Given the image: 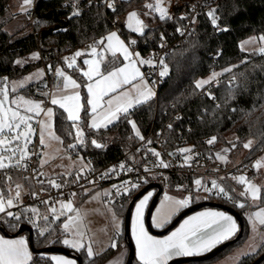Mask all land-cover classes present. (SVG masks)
I'll use <instances>...</instances> for the list:
<instances>
[{
    "label": "trees",
    "instance_id": "1",
    "mask_svg": "<svg viewBox=\"0 0 264 264\" xmlns=\"http://www.w3.org/2000/svg\"><path fill=\"white\" fill-rule=\"evenodd\" d=\"M68 1L33 0L28 33L14 36L5 31L9 20L8 0H0V79H16L37 66H43L48 74L54 68L61 67L70 71L79 81L85 104L84 80L77 67L68 70L63 66L66 54L88 44H97L107 33L118 30L121 38L131 44L140 57L147 59L148 53L156 50L162 39L169 37L170 31L176 30V21L168 18L162 21L157 16L146 14L145 4L148 0H114L111 7L106 6L103 0H81L86 8L81 13H72L66 5ZM186 7L187 4L173 10L175 20L178 21ZM130 11L143 17L144 31L141 34H135L124 27L116 28L114 25L117 17ZM212 12L216 17L215 24L207 13L198 15L188 37L173 46L165 57L164 70L167 73L162 76L156 97L153 96L127 114H122L104 128H87L88 113L83 108L81 119L77 123L83 128V137L76 150L87 159L90 170H98L121 157L138 142L139 138L131 123L135 124L141 135H145L150 129L154 135L159 134L164 139L165 150L171 152L188 148L191 153L199 156L215 157V152L226 150L232 158L248 141H252L253 145L243 159L250 162L264 148V55L260 56L258 51L243 52L239 49V43L248 37L264 39V0H215ZM56 28L65 29L58 31ZM31 53L39 55L36 62L21 67L14 64L16 58ZM120 62L118 58L106 56L102 72H107ZM80 64L81 59L79 66ZM149 68L142 65L143 72ZM219 70L224 71L216 84L197 87V80ZM42 85L39 81L34 82L19 89L17 93L44 100L45 87ZM53 127L63 144L74 143L75 127L61 108L53 107ZM209 137H215L211 144L205 141ZM93 140L101 147H95ZM142 157V152L135 151L127 156V160L136 158L143 164ZM74 177V174H70L61 181ZM10 178L0 175V186L4 191L9 185L16 183L30 188V182L20 175L13 174ZM149 184L151 183H141L137 192ZM236 186L241 189L240 184ZM229 191L233 193L230 187ZM235 199L236 203L206 199L233 208L240 214L243 222L241 238L213 260L242 242L246 236V222L242 214L248 205L244 199L237 196ZM128 204L129 201H126L112 206L122 217L123 236ZM257 206L264 208V185L260 188ZM28 212L20 210L14 211L13 216L5 214L0 219V230L6 234L15 233L19 225L28 224L25 218ZM14 216H19L20 219L17 220ZM36 227L38 230L33 232L30 241V246L34 249L65 247L62 244L65 233L60 220L51 217L39 219ZM41 230H44L43 236L40 235ZM124 240L126 241L125 236ZM71 251L81 258V264H102L112 254L111 248L93 258H87L82 252ZM262 253L264 242L259 244L255 252L241 257L236 264H251ZM45 262L50 263L48 256L34 253L30 264ZM191 263L193 262H189ZM259 264H264V260Z\"/></svg>",
    "mask_w": 264,
    "mask_h": 264
},
{
    "label": "snow or ice",
    "instance_id": "2",
    "mask_svg": "<svg viewBox=\"0 0 264 264\" xmlns=\"http://www.w3.org/2000/svg\"><path fill=\"white\" fill-rule=\"evenodd\" d=\"M31 3V0H23V5H28ZM163 0H155V3H148L145 5L146 8L151 11L159 13L160 20H165L170 18L167 16V10L162 7ZM111 7V5H109ZM212 17V21L215 24L216 17L213 12L208 14ZM129 27L132 31L142 32L143 26L142 22L137 19V13L132 12L128 16ZM109 42V50L111 54L115 57L117 51H119L126 61L129 63L125 64L124 67L115 68L112 71L107 72L106 74L101 71L99 63H95L90 60H85L84 63L89 65V70L84 71L82 74L89 81H93V78L99 76L100 79H96L93 82L87 84V104L91 108L90 114H97L98 108H104V103H102L103 98L108 96L109 93L116 92L119 88H122L124 85L131 84L134 80L140 77L139 68L136 66L137 61L131 60V54L128 52V49L124 44L119 40L116 33H111L107 38ZM115 41V46L112 42ZM102 43V42H101ZM95 48L93 52L95 53ZM82 53L77 52L75 56H80ZM97 56L102 60V54L97 53ZM74 62L75 57L68 58ZM66 60V62H68ZM140 64L151 63V61H138ZM68 67L72 68L73 64L68 63ZM165 71L160 73L161 76L165 75ZM57 76H62L63 73L60 69L56 70ZM215 75V74H214ZM80 88L81 85L78 84L74 79H69L64 77L63 88L68 89ZM197 87H201V84H197ZM151 98V92L147 90L137 92V97L135 101L129 96L128 93H121L119 96L112 97L106 101L107 110L103 113L102 120L105 122V126L113 122L114 119L119 118V114H127L130 107L133 106V103L140 104L146 102ZM22 103L25 106V112L34 113V115L39 116L41 112H44V115L47 117L53 116L52 109L44 110L41 108L39 103H34L32 101L23 100L20 98ZM80 94H65L56 98H52L51 103L53 105H59L64 112L67 113V119L73 122V127H76V122L80 120ZM8 104L18 105V101L15 99H9V93L7 88H0V170H3L8 167H20L21 161L25 160L27 157V147L31 143V136L34 133V129L29 121L32 119L31 115H23L20 111L14 110L13 108L6 107ZM113 105L115 109L113 110ZM131 123V122H130ZM40 124V143L44 144V135L50 128V123L46 121H39ZM92 128L99 127L97 123L96 116H93L92 123L90 125ZM133 129H135V124H132ZM77 137L82 138L83 132L77 127L76 128ZM139 136V132L136 133ZM55 139V136L51 137ZM142 139V137H141ZM213 140L208 141V143H213ZM95 147H101L100 144L96 143L95 140L92 142ZM22 144V147H21ZM7 145V146H6ZM14 145V146H13ZM71 147V146H70ZM249 147V145H245ZM182 152H190V149H182ZM10 153V155H6ZM17 153H19L18 159H16L15 164L5 163V160L11 162L16 158ZM156 156H159V153H153ZM163 167H168L167 164H164L161 161ZM259 166V162L257 164ZM123 168V165H121ZM9 179H11L9 177ZM239 183L244 184L245 178L240 177L238 180ZM198 186L201 185V181L197 180L195 182ZM52 187L60 188L61 185L57 184L55 181H51ZM213 188L218 187L215 181L212 182ZM133 188L137 185L133 184ZM20 185L16 186L15 197L9 195L4 197L0 194V213L5 212L6 208H11L15 201L19 199L20 196ZM251 190L253 199L257 198L258 190L253 185H248L246 192ZM117 191L120 189L117 187ZM127 191V190H126ZM221 193L224 192L222 188L219 189ZM244 193H242L243 195ZM72 195H75L73 193ZM103 195L108 196L109 193L105 192ZM151 194L146 195L143 199L136 204V211L133 216V239L136 242V256L139 260V264H168V262L177 256H190L198 255L202 252L209 251L211 248L215 247L217 244L222 243L232 237L236 231L235 222L230 216H226L220 212H205L201 213L198 217H192L190 220H186L179 229L172 232L171 235L165 237L164 239H157L149 235V233L144 229L143 226V209L145 208L147 201L150 199ZM166 200H171L169 197H165ZM47 203V201H45ZM172 204L178 207H184L188 204L187 199L182 200H172ZM243 207V205H240ZM61 208L67 212H72V204L69 201L68 203H61ZM35 212V209H32ZM55 212V209H52ZM8 216H13L11 212L6 213ZM170 215V213H168ZM260 225H264V211L257 212L255 214ZM15 219L19 220V216H14ZM73 223L72 218L69 219V223L64 224L65 231H68L70 225ZM164 223H167V220L163 222H157V219L154 218V226L162 227ZM79 225L76 228V234L82 235L79 232ZM40 235H44V230H41ZM65 245L75 247L79 249L82 245L79 241H70L65 239L63 241ZM115 247V244L112 245ZM89 257L93 256L91 248L88 249ZM31 259V255L28 251V245L23 239L18 240H4L0 239V264H28ZM52 260L55 264H72L71 261L65 260L63 258L52 257Z\"/></svg>",
    "mask_w": 264,
    "mask_h": 264
},
{
    "label": "built area",
    "instance_id": "3",
    "mask_svg": "<svg viewBox=\"0 0 264 264\" xmlns=\"http://www.w3.org/2000/svg\"><path fill=\"white\" fill-rule=\"evenodd\" d=\"M103 2L109 7V5L112 6L114 0H103ZM214 3L215 0H194L187 8L183 9L178 21L172 17L171 20L176 21V30L170 31L169 37L163 38L158 48L148 53L147 59L151 61V65L144 72V77L151 86L154 97L157 96L162 81L160 73L165 68V57L173 46L188 37L198 15L212 12ZM66 5L72 13H81L86 9L81 4V0H69ZM114 25L116 28L123 27L124 18L122 16L117 17ZM64 29L56 28L55 30L63 31ZM258 54L264 55V49L259 50ZM217 81H213V83L216 84ZM141 137L121 157L98 170L89 169L81 175H75L73 179L57 183L61 185L60 188L44 187L46 180L38 164L40 148L34 141L26 150V159L20 162L22 166L0 170L1 176L10 177L17 174L30 182V188L19 189V199L14 202L11 208H6L5 212L0 213V219L10 211H29L30 208H42L47 211L57 210L61 203L82 198L86 193L95 189H103L109 193L108 196L102 195V201L105 205H121L133 198L141 183L157 184L161 189V194L165 191H183L189 197L187 206L192 205L193 199L201 194L205 195L206 198L236 203V196L243 199L236 184H240L241 188H246L256 177L257 172L252 163L235 162L230 158L228 152H215V157L199 156L196 153L180 151L183 148L177 152H171L165 150L164 139L159 134L154 135L151 129ZM210 139L211 137L205 141L208 143ZM135 151L143 153V164H140L141 160L136 158L131 161L127 160V156ZM154 152L159 153V156L154 155ZM16 159L8 163L15 164ZM161 161L168 167H163ZM239 176L245 178L244 184L238 182L237 177ZM197 180L201 181L200 186L195 183ZM213 181L218 187L213 188ZM133 184L137 187L133 188ZM117 187L120 189L119 192ZM229 187L233 193H230ZM220 188L224 190L223 193L219 191ZM151 192L154 193V190ZM73 193L75 195H72ZM0 194H2L1 191ZM15 194L16 187L10 191L8 196L15 197ZM25 218L33 231L38 230L31 213H27ZM44 264L50 263L45 262Z\"/></svg>",
    "mask_w": 264,
    "mask_h": 264
},
{
    "label": "rangeland",
    "instance_id": "4",
    "mask_svg": "<svg viewBox=\"0 0 264 264\" xmlns=\"http://www.w3.org/2000/svg\"><path fill=\"white\" fill-rule=\"evenodd\" d=\"M32 1L33 0H31V3L28 5H23L22 8L23 0H8L7 14L9 20L5 26V31H7L9 34L14 36H21L28 33L29 13L32 7ZM193 1L194 0H191L187 4V7ZM132 12L134 11L128 12L127 15H129ZM138 18L140 19V17L137 15V19ZM140 21L143 23V20L140 19ZM105 36L100 40L99 43L104 41ZM93 48H95V45L88 44L84 47L78 48L75 53L80 52L82 53V56H85L87 54L89 58H84V60H89L94 53ZM104 48L106 49V47ZM259 48H264V39L262 37L251 36L242 40L239 43V49L243 52L257 51ZM100 49H97L95 52L96 53L97 51L100 52V54H102L103 57L104 52H102V49L101 50ZM37 58H39L37 53H31L26 55L25 57L16 58L14 64L21 67L26 64L36 62ZM97 58L99 59L98 56L96 57V59ZM142 60L149 61L148 59H144V58H142ZM144 64L147 66L151 65V63H144ZM223 71L224 70L210 72L206 77L197 80L196 85L198 83L201 84V86L209 83L214 84L213 81L218 80L219 75ZM43 73L44 72L42 67H34L16 79H11V80L4 79L7 82L9 81L7 84L3 85L2 79H0V88L6 87L10 95L9 96L10 100L15 99L18 101V105L9 104L8 107L20 111L23 115L32 116V119L29 121V123L32 125L33 129L35 130L34 133L38 135L39 142H40L39 121H46L50 123L51 126L44 135V144L42 145L40 143L42 149L40 151L39 165L42 168L43 175L49 178L50 181L56 182L58 178L66 177L69 176L70 174H74L76 176L81 175L86 171H88L90 167L87 159L84 158L83 155L78 153L76 150L77 145L80 144L82 139L77 137L76 134L77 126L74 128V137H75L74 143L63 144L62 139L54 131L53 116L49 118L44 115L43 111L39 116L34 115V113L25 112V106L20 98H23V100L32 101L34 103H39L41 105V108L44 110L50 108L53 111L54 106L52 103H49L47 99L44 100L34 99L17 93L19 88H24L25 86L31 84L32 82L34 83L39 81L43 84L42 86L45 87L46 83L44 80L41 79ZM166 73L167 70L165 74ZM151 93L153 95V90L151 91ZM47 94L48 92L43 93V95L46 97ZM132 124L133 123H131V125ZM78 128L83 132V128L80 127ZM133 131L135 134L138 132L136 127L135 129H133ZM52 136H55L56 138L52 139L51 138ZM213 138L215 137H211L210 140H213ZM246 144L249 145V147H244L239 152L234 153L232 155L233 161L245 162L243 159L245 158L249 148L253 145V142L248 141ZM183 149H188V148H183ZM70 151H73V153H70ZM222 152H227V151L223 150ZM228 153L230 154V152ZM249 161L250 163L252 162L257 172L256 179L250 185L255 186L258 192H257V198L253 199L251 190L247 192L245 191L248 187L240 189V194L242 195V193H244L243 196L244 198H246L247 201L245 202L248 205V207L242 214L246 222V236L243 238L242 242H240L234 247L232 246L229 249V251L224 252L218 258L214 260L210 259L208 262L204 261L201 263H191V264H236L241 257L255 252V250L259 246L258 244L264 242V225H260L257 218L255 217V214L257 212L264 211V208L257 206L259 200L260 188L262 187L261 185L264 184V148L261 149L260 152L257 153ZM258 162H259V166H257ZM5 163H8V160H5ZM240 177L241 176L237 177V179H239ZM104 192L105 190L103 189L93 190L88 196H86L82 201L79 202L76 208H74L75 201L70 200L73 208L72 212H67L66 210L62 209L60 211L55 210V212L51 211L50 214L55 219L63 218L68 213L73 214L71 217L73 223L70 225L68 231H65L64 224L69 223V219L65 220V222L62 223L63 230L65 233V236L63 237L62 240L63 245H65L63 243L65 239H68L70 241H79V243L82 245V247H80L79 249L68 245L67 246L71 248V250L75 252H82L85 256L88 257H89L88 255L89 248H91L93 252V256L100 255L108 248H111L112 254L102 264H125L128 257L129 248L123 236L122 217L115 212L112 206L105 205L103 203L102 195ZM146 195H149V191L143 194L134 203V206L131 210L130 220H129V234L133 244L135 242L133 240V216L136 211V204L139 203V201L143 199ZM165 197H169L171 198V200H166ZM197 197H198L197 200L207 199L206 196L203 194L198 195ZM188 198L189 197L183 191H165L162 194H160L156 202V205L154 206V208L150 213V219H149L150 227L153 230L162 229V227L154 226V218L157 219V222L162 223L163 220H167V222H169L174 216V214L178 213L181 209L185 208V206L178 207L173 205L172 200H182V199L188 200ZM168 213H170V215H168ZM144 216H145V208L143 209V223H145ZM77 225H79L78 230L82 235L76 234ZM113 244H115V247L112 246ZM48 255L51 256L53 254H48ZM184 264H189V263H184Z\"/></svg>",
    "mask_w": 264,
    "mask_h": 264
},
{
    "label": "crops",
    "instance_id": "5",
    "mask_svg": "<svg viewBox=\"0 0 264 264\" xmlns=\"http://www.w3.org/2000/svg\"><path fill=\"white\" fill-rule=\"evenodd\" d=\"M191 0H163V4H162V7H164L166 10H167V16L168 17H170V18H168V19H172V17H174V15H173V10L175 9V8H178V7H181V6H183V5H185V4H188L189 2H190ZM148 3H155V0H148V2L146 3V4H148ZM145 4V5H146ZM135 12V11H134ZM145 12H146V14H148V15H152V16H157V17H159V13L158 12H155V11H151L150 9H148V8H146L145 7ZM139 17H140V19L141 20H143V17L141 16V15H139V14H137ZM128 16L129 15H124V16H122L123 18H124V28H126L127 30H129V31H131V32H133V33H135V34H141L143 31H144V24L142 23V26H143V31L142 32H137V31H132L131 29H130V27H129V21H128ZM139 19V18H138ZM139 19V20H140ZM111 33H116V35H117V37L119 38V40L124 44V46L128 49V52L131 54V60H133V61H137V64H136V66L139 68V71H140V77H138L136 80H134L131 84H127V85H124L122 88H119L116 92H114V93H109V95L108 96H105L104 98H103V101H102V103H104V108H98V110H97V114H90L91 113V108H90V106L87 104V96H88V93H87V84L88 83H90V82H93L94 80H96V79H100V77L99 76H96V77H94L93 78V81H89L86 77H84L83 76V72L84 71H88L89 70V65H86L85 63H84V58H89V56L86 54L85 56H82V55H80V56H75V52H76V50H74V51H72V52H69L68 54H66L64 57H63V66L64 67H66V69H71V68H69L68 67V63H72L73 64V67H77V69H78V72H79V74L82 76V78H83V80H84V85H83V87H84V92H85V104L83 103V99H82V94H81V87L80 88H77V89H72L71 87H69L68 89H64L63 88V84H64V77L66 76V77H68L69 79H74L78 84H80L79 83V81L77 80V78H75L71 73H70V71H67V70H64L63 68H61V67H56V68H54L52 71H50V73L48 74L47 72H46V69L43 67V66H37V67H42L43 68V76H42V80H44L45 81V83H46V86H45V91L44 92H48V94H47V97H46V99L49 101V103H51V100H52V98L55 96L56 98H60V96H62V95H65V94H74V93H79L80 94V97H81V100H80V104H81V111H80V119H81V116H82V111H83V108L85 107V110H86V112L88 113V116H87V124H86V127L87 128H92V127H89V125H91V122H92V120H93V116H96V119H97V123L99 124V127H97V128H104V127H107V126H109L110 124H112L113 122H115L117 119H114L113 120V122L112 123H110V124H107V126H105V122L102 120V116H103V113L107 110V104H106V101L108 100V99H110V98H112V97H116V96H119L121 93H128L129 94V96L131 97V98H133V101H135V98L137 97V92H138V90L139 91H143V90H147V91H150L151 90V86L149 85V83H148V81L145 79V77H144V72H143V70H142V65L143 64H140L138 61H140V60H142V57H140V55L138 54V52L137 51H135V50H133L132 49V47H131V44H128V43H126L122 38H121V36L119 35V33H118V30H113V31H110L109 33H107L106 34V36H105V38H104V41L102 42V43H99L100 42V40L98 41V43L97 44H93V45H95V50H97V49H102V52H104V56H103V58H102V60L99 58H97L96 59V57H97V53H100V52H98L97 51V53L95 52V53H93V55H92V57H90V61H93V62H95V63H99V65H100V68H101V71H102V64H103V61L105 60V58H106V56H111V57H113V58H118V59H120L121 60V62L119 63V64H117L116 66H114V67H112V68H110L107 72H109V71H112V70H114L115 68H120V67H124V65L125 64H127V63H129V61H126L125 59H124V57H123V55L119 52V51H117V54H116V56L114 57L112 54H111V51L109 50V47H108V45H109V42L107 41V37L111 34ZM112 44H113V46H115V41H113L112 42ZM104 47H106V49L104 48ZM100 49V50H101ZM263 50L264 48H259L257 51H259V50ZM70 54H73V55H70ZM39 56V55H38ZM75 57V60H74V62L73 61H71V60H68V58H72V57ZM96 56V57H95ZM95 58V59H94ZM81 59V64H80V66H79V60ZM37 60H38V58H37ZM36 60V61H37ZM66 60H68V62H66ZM72 67V68H73ZM57 69H60V71L63 73V75L62 76H57V74H56V70ZM107 72H103V73H107ZM9 82V81H8ZM6 80H4V79H2V83H3V85L4 84H7L8 83ZM33 83V82H32ZM19 89H21V88H19ZM18 89V90H19ZM17 91V90H16ZM152 91V90H151ZM150 91V92H151ZM10 96V95H9ZM154 95H152V93H151V98L153 97ZM150 98V99H151ZM10 99V98H9ZM35 99H40V98H35ZM149 100V99H148ZM147 100V101H148ZM144 103V102H143ZM140 104H142V103H140ZM140 104H135V103H133V106L132 107H130L129 108V110L128 111H130L131 109H133L134 107H136V106H138V105H140ZM85 105V106H84ZM9 106V104L6 106V107H8ZM54 107H58V108H60L59 107V105H53ZM115 109V105H113V110ZM63 110V109H62ZM64 111V110H63ZM65 113V115H66V118H67V113L66 112H64ZM22 114V113H21ZM122 114H119V117L121 116ZM80 121V120H79ZM78 121V122H79ZM72 122V121H71ZM78 122H76V126L77 127H79L78 126ZM92 129H96V128H92ZM142 135L139 133V136H138V138H140ZM34 141H36L37 142V144H38V146H39V148H40V151H41V149H42V146L40 145V142H39V139H38V135L37 134H35V133H33L32 134V136H31V143H33ZM31 143H29L28 144V147L27 148H29L30 146H31ZM7 146V145H6ZM14 146V145H13ZM21 147H22V144H21ZM40 151H39V157H40ZM10 153H6V155H9ZM17 157H19V153H17V156H16V158ZM219 157V156H218ZM16 158H14L13 160H15ZM220 158V157H219ZM232 159V158H231ZM9 162V161H8ZM252 163V162H251ZM38 164H39V159H38ZM253 165V164H252ZM40 166V165H39ZM41 168V167H40ZM41 171H42V168H41ZM43 172V171H42ZM45 177V176H44ZM67 177V176H66ZM256 177H257V174H256ZM256 177H255V179H256ZM8 178V177H7ZM62 178H65V177H62ZM62 178H58L57 179V181H56V183H59V182H62L61 181V179ZM254 179V180H255ZM45 180H46V183L44 184V187H49V186H52V184H51V181H50V179L49 178H47V177H45ZM67 180V179H66ZM66 180H64V181H66ZM253 180V181H254ZM252 181V182H253ZM251 182V183H252ZM250 183V184H251ZM17 185H20V189H26L27 187H25V186H22L21 185V183H16V184H13V185H9L8 187H6V191H4L2 188H1V186H0V191L2 192V195L4 196V197H7L8 196V194L10 193V191L14 188V187H16ZM264 185V184H263ZM263 185H261V186H263ZM93 191V190H92ZM92 191H90V192H88V193H86L82 198H79V199H71V200H74L73 202H74V208H76V206L79 204V202L80 201H82L86 196H88ZM149 193L151 194V196H150V199L147 201V204H146V206H145V213H146V210H147V208H148V205H149V203H150V200H151V198H152V196H153V193L151 192V191H149ZM243 196V195H242ZM197 198L198 197H195L194 199H193V203L195 204V203H198V202H202V201H206V200H202V199H198L197 200ZM243 199L245 200V201H247L246 200V198H244V196H243ZM70 201V200H69ZM69 201H67V202H69ZM130 202V201H129ZM66 203V202H65ZM134 206V205H133ZM187 207V205L185 206V208ZM133 208V207H132ZM32 209H35L36 211L35 212H33L32 211ZM184 209V208H183ZM183 209H181L180 211H182ZM60 210H62V208H61V205L59 206V208L56 210V211H60ZM179 211V212H180ZM11 213H13L14 211H10ZM50 212L51 211H47V210H45V209H42V208H30L29 209V212L28 213H31L33 216H34V222H35V224L38 222V220L39 219H44V218H49V217H51L52 219H54V220H60V225H61V227H62V229H63V224L62 223H64L65 222V220H67V219H70L71 217H72V213H68V214H66L63 218H59V219H55L51 214H50ZM178 212V213H179ZM205 212H220V213H223L224 215H226V216H230L231 218H232V220L235 222V225H236V231H235V233H234V235H232V237L230 238V239H232L236 234H237V232H238V223H237V221L230 215V214H228V213H226V212H224V211H222V210H219V209H215V208H208V207H205V208H201V209H199V210H197V211H194V212H192V213H190V214H188V215H186L185 216V218L183 219L182 218V220H180L178 223H177V225L174 227V228H172L170 231H168L166 234H163V235H154V234H152V233H150V231L148 230V228L146 227V223H143V226H144V229L149 233V235H151V236H153L154 238H157V239H164L165 237H167V236H169V235H171L172 234V232H174V231H176L177 229H179L180 228V226L186 221V220H190L192 217H198V216H200V214L201 213H205ZM178 213H176V214H174V216L172 217V219L178 214ZM171 219V220H172ZM170 220V221H171ZM170 221L169 222H167V223H165L163 226H162V229L164 228V227H166L169 223H170ZM28 222V221H27ZM144 222H145V216H144ZM145 224V225H144ZM27 225H29V223L27 224ZM30 227H31V225H29ZM162 229H160V230H162ZM34 232V231H33ZM11 234H5V233H3L1 230H0V239H4V240H18V239H23V240H25V242L27 243V245H28V251H29V253H30V255H31V259L29 260V262H28V264H30L31 263V261H32V259H33V255H34V253L31 251V248H30V243H29V241H28V236H27V234L26 233H22V234H19V235H17V236H10ZM130 235V234H129ZM230 239H228V240H230ZM134 240V239H133ZM228 240H226V241H228ZM130 241H131V243H132V240H131V238H130ZM135 241V240H134ZM259 241V240H258ZM261 241V240H260ZM225 242V241H224ZM223 243V242H222ZM260 243V242H259ZM219 244H221V243H219ZM219 244H217V245H219ZM261 244V243H260ZM132 245L134 246L133 247V249H134V256H133V262H134V264H139V260L137 259V256H136V242H134V244L132 243ZM216 245V246H217ZM259 245V244H258ZM65 247H67L68 249H70L71 250V248H69L67 245H65ZM214 248V247H213ZM213 248H211V249H213ZM210 251V250H209ZM206 252H208V251H205V252H202L201 254H204V253H206ZM46 256H48V258H49V260H50V264H55V262L52 260V257H58V258H63V259H65V260H68V261H71L72 262V264H77V262H76V260L75 259H73V258H71V257H69V256H65V255H61V254H53V255H48L49 253H44ZM201 254H198V255H201ZM190 256H197V255H190ZM87 258H90V257H88V256H86ZM93 257H95V256H93ZM93 257H91V258H93ZM179 257H189V256H177V257H173L172 259H175V258H179ZM171 259V260H172Z\"/></svg>",
    "mask_w": 264,
    "mask_h": 264
},
{
    "label": "water",
    "instance_id": "6",
    "mask_svg": "<svg viewBox=\"0 0 264 264\" xmlns=\"http://www.w3.org/2000/svg\"><path fill=\"white\" fill-rule=\"evenodd\" d=\"M152 190H154V193H153V196L150 200V203H149L148 208H147L146 213H145V223H146V227L148 228L150 233H152L154 235L166 234L168 231H170L172 228H174L177 225V223L182 218H184L186 215H188L194 211H197L201 208H205V207L222 210V211L230 214L238 223V232L232 239L215 246L213 249H211L210 251H208L204 254L197 255V256L175 258V259L170 260L168 262V264H184V263H189V262L201 263L204 261H208V260L214 258L216 255L221 253L225 248L232 245L238 239L241 238L242 231H243V222H242L240 214L231 207H228L222 203L211 202V201H202V202H198V203L192 204L190 206H187L182 211H180L170 221V223L166 227H164L162 230H153L149 225L150 213H151L152 209L154 208V206L156 205V202H157V200L161 194V189L157 184H149V185L145 186L144 188H142L140 191H138L133 196V198L130 200V202L127 206V210H126V214H125V218H124V236L126 238L129 251H128V257H127L125 264H131L133 256H134V249H133V245L130 241V235H129V220H130V214H131L132 207H133L134 203L143 194L147 193L148 191H152ZM22 233L27 234L28 241L30 243L31 236L33 234V229L27 224L19 225L17 231L15 233L11 234L10 236L13 237V236H17V235L22 234ZM30 248H31V251L33 253H36V254L49 253V254H61V255H65V256H70L76 260L77 264H81V258L78 255H76L75 253H73L70 249L65 248V247H54V246H52V247H46L43 249H34L32 246H30ZM263 260H264V253H262L251 264H259Z\"/></svg>",
    "mask_w": 264,
    "mask_h": 264
}]
</instances>
